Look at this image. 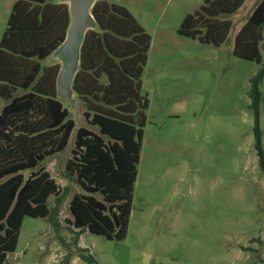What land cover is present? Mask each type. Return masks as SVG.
I'll use <instances>...</instances> for the list:
<instances>
[{"label":"rangeland","instance_id":"rangeland-1","mask_svg":"<svg viewBox=\"0 0 264 264\" xmlns=\"http://www.w3.org/2000/svg\"><path fill=\"white\" fill-rule=\"evenodd\" d=\"M16 1L0 0V41ZM111 1L125 6L151 36L142 75L149 107L127 237L116 241L84 233L79 241L95 258L91 264H264V245L253 241L264 242V174L254 148L256 115L249 95L261 64L233 54L235 37L260 0H245L229 16L232 27L219 47L178 33L185 16L204 0ZM261 52L264 60L263 45ZM52 61L64 65L60 51L42 65ZM58 85L76 127L98 131L85 119L82 101ZM259 87L264 143V79ZM74 139L75 132L63 152L42 163L60 187H71L59 232L45 218L26 216L16 250L0 264H89L79 257L65 221L71 218V197L83 192L65 177ZM54 204L51 196L49 206Z\"/></svg>","mask_w":264,"mask_h":264},{"label":"trees","instance_id":"trees-1","mask_svg":"<svg viewBox=\"0 0 264 264\" xmlns=\"http://www.w3.org/2000/svg\"><path fill=\"white\" fill-rule=\"evenodd\" d=\"M55 0H17L0 41V263L16 250L26 216L47 219L59 232V214L71 193L42 166L63 152L75 132L65 177L77 183L69 201L79 257L96 262L79 246L86 232L122 241L127 237L138 175L149 100L142 93L151 36L123 5L96 0L91 12L96 29L84 36L72 89L82 101L91 126L76 127L57 95L60 65H42L65 41L71 13ZM245 0H204L183 19L178 33L201 43L221 46ZM264 0L255 6L235 37L233 54L261 64L251 81L256 115L254 148L264 174V143L259 126L264 79ZM21 92V93H19ZM31 170L29 177L24 172ZM54 196L55 204L49 206ZM264 245L260 238H255ZM264 263V258L260 259Z\"/></svg>","mask_w":264,"mask_h":264},{"label":"water","instance_id":"water-1","mask_svg":"<svg viewBox=\"0 0 264 264\" xmlns=\"http://www.w3.org/2000/svg\"><path fill=\"white\" fill-rule=\"evenodd\" d=\"M69 2L71 16H73L72 27L68 29L66 39L60 49L64 58L63 69L60 73L59 83L65 87L69 96L71 80L79 64L81 45L85 33L96 25L94 16L90 11L96 0H66Z\"/></svg>","mask_w":264,"mask_h":264},{"label":"crops","instance_id":"crops-1","mask_svg":"<svg viewBox=\"0 0 264 264\" xmlns=\"http://www.w3.org/2000/svg\"><path fill=\"white\" fill-rule=\"evenodd\" d=\"M56 1V0H55ZM54 1V3H56ZM56 4H60V3H56ZM70 22H71V20H70ZM69 27H70V25H69ZM62 46H63V44L55 51V52H57V51H60V49L62 48ZM54 52V53H55ZM54 53H52V54H54ZM51 54V55H52ZM50 55V56H51ZM49 56V57H50ZM48 57V58H49ZM54 64H59L60 65V72H59V74H58V77H57V95H58V98H59V78H60V73H61V71H62V69H63V66H62V64L60 63V62H57V61H52L51 63H50V65H54ZM50 65H47V66H50ZM78 68H79V64H78V66H77V69H76V72L78 71ZM76 72H75V74H76ZM75 74H74V76H75ZM74 76H73V78H72V80H71V83H70V89H69V93L71 94V93H73L74 95H76V93L73 91V89H72V83H73V79H74ZM70 94H69V97H70ZM72 95V94H71ZM77 96V95H76ZM60 99V98H59ZM71 99H73V96H71ZM61 101H63L62 99H60ZM63 104H64V106L66 107V105H65V103L63 102ZM69 109V108H68ZM81 236H83V235H81ZM80 236V237H81ZM79 240H80V238H79ZM80 242V241H79ZM79 246H81V247H84L82 244H81V242L79 243Z\"/></svg>","mask_w":264,"mask_h":264}]
</instances>
